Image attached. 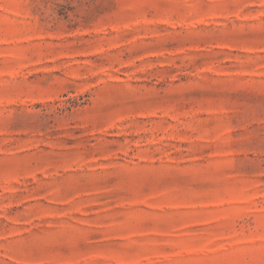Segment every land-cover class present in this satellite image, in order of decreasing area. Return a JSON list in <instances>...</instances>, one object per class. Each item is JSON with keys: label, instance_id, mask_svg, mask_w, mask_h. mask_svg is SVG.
Segmentation results:
<instances>
[{"label": "rangeland", "instance_id": "374dc122", "mask_svg": "<svg viewBox=\"0 0 264 264\" xmlns=\"http://www.w3.org/2000/svg\"><path fill=\"white\" fill-rule=\"evenodd\" d=\"M0 264H264V0H0Z\"/></svg>", "mask_w": 264, "mask_h": 264}]
</instances>
